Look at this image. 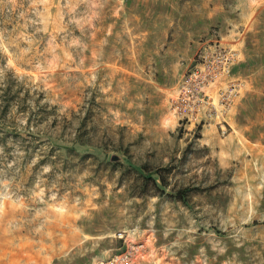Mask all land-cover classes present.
Wrapping results in <instances>:
<instances>
[{
    "label": "rangeland",
    "instance_id": "374dc122",
    "mask_svg": "<svg viewBox=\"0 0 264 264\" xmlns=\"http://www.w3.org/2000/svg\"><path fill=\"white\" fill-rule=\"evenodd\" d=\"M214 38L249 63L208 119ZM0 264H264V0H0Z\"/></svg>",
    "mask_w": 264,
    "mask_h": 264
},
{
    "label": "built area",
    "instance_id": "2783aa9c",
    "mask_svg": "<svg viewBox=\"0 0 264 264\" xmlns=\"http://www.w3.org/2000/svg\"><path fill=\"white\" fill-rule=\"evenodd\" d=\"M236 57V50L215 38L206 41V46L197 50L181 75L175 95L177 107L189 111L202 109L203 117L208 119L220 114L221 108L228 106L238 91V83L229 82L219 88L214 99L209 95L208 87L229 74Z\"/></svg>",
    "mask_w": 264,
    "mask_h": 264
},
{
    "label": "crops",
    "instance_id": "0c3cea01",
    "mask_svg": "<svg viewBox=\"0 0 264 264\" xmlns=\"http://www.w3.org/2000/svg\"><path fill=\"white\" fill-rule=\"evenodd\" d=\"M242 42H238L236 44V51H237V60L235 62V64H233L231 66V71L234 70L237 73L240 72L241 70H245L246 68V64L249 63V61L246 58V53H245V49L242 47ZM262 59L261 56H259L256 61L257 62H261L260 60Z\"/></svg>",
    "mask_w": 264,
    "mask_h": 264
},
{
    "label": "trees",
    "instance_id": "16d2710c",
    "mask_svg": "<svg viewBox=\"0 0 264 264\" xmlns=\"http://www.w3.org/2000/svg\"><path fill=\"white\" fill-rule=\"evenodd\" d=\"M6 104H8V100L7 102H5ZM149 181L151 182V184L155 187V188H159V185L164 187L166 185V182H165V179H164V176L162 174H158V181H159V184H157V182H155V180L153 178H149ZM188 190L187 189H182V190H179V195H178V199L180 201H183V196L181 195H185V193L187 192Z\"/></svg>",
    "mask_w": 264,
    "mask_h": 264
}]
</instances>
